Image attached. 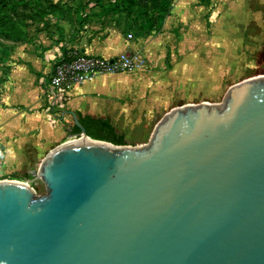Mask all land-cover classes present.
Returning <instances> with one entry per match:
<instances>
[{
    "label": "water",
    "instance_id": "obj_1",
    "mask_svg": "<svg viewBox=\"0 0 264 264\" xmlns=\"http://www.w3.org/2000/svg\"><path fill=\"white\" fill-rule=\"evenodd\" d=\"M72 118L44 193L0 180V264H264V75L171 109L142 146Z\"/></svg>",
    "mask_w": 264,
    "mask_h": 264
},
{
    "label": "rangeland",
    "instance_id": "obj_2",
    "mask_svg": "<svg viewBox=\"0 0 264 264\" xmlns=\"http://www.w3.org/2000/svg\"><path fill=\"white\" fill-rule=\"evenodd\" d=\"M97 1L106 6L121 3L74 0V4L78 10ZM135 1L141 9L130 17L116 11L119 27L135 38L139 51L133 54H140L143 66L134 72L142 74L145 82L112 118V126L126 145L147 144L156 123L171 109L202 102L219 104L232 85L264 75V0H172L162 23L150 0ZM3 2L6 11H0V18L10 23L0 20V58L3 50L12 47L16 33L39 28L32 15L46 16L53 5L52 0ZM91 11L93 21L99 9ZM150 26L153 30L147 33L145 28ZM51 132L31 122L27 131L7 145L0 143V180L20 181L36 194L44 193L37 177L41 160L54 147L73 139L70 135L56 139Z\"/></svg>",
    "mask_w": 264,
    "mask_h": 264
},
{
    "label": "crops",
    "instance_id": "obj_3",
    "mask_svg": "<svg viewBox=\"0 0 264 264\" xmlns=\"http://www.w3.org/2000/svg\"><path fill=\"white\" fill-rule=\"evenodd\" d=\"M69 4L74 5V2ZM60 15L61 11H57L56 16L49 15L48 25L38 23L39 28L27 33L26 39L13 43L9 56L0 65L2 144L7 145L27 131L31 122L41 124L46 131L51 129L56 139L69 135L74 125L73 115L77 119L78 115L104 118L111 123L113 115L126 105L132 93L145 87L143 75L134 71L97 75L74 85L67 99L53 109L54 115L48 112L44 86L53 62L69 49L104 58L139 51L133 35L128 39L129 33L119 27L117 14H101L81 24L58 19Z\"/></svg>",
    "mask_w": 264,
    "mask_h": 264
},
{
    "label": "trees",
    "instance_id": "obj_4",
    "mask_svg": "<svg viewBox=\"0 0 264 264\" xmlns=\"http://www.w3.org/2000/svg\"><path fill=\"white\" fill-rule=\"evenodd\" d=\"M74 2V0H52V9L49 10L48 14L46 16L44 15H38L34 13L32 16V21L37 25L38 23L42 24L43 26L48 25L47 20L48 16H56L57 11H61L62 15L57 17L61 20H67L69 23L72 20L77 21L78 24H81V22L90 20V17L93 16L94 11H91L92 8L94 9L97 7L99 11H97L96 16H100L101 14H117L116 11H121V13L125 15L126 18L133 15V12L140 11V4H138L135 0H120L121 3L116 4H110L108 6L100 4V2H95L93 5H82V8L80 6L77 7L78 10H76L75 4H69V2ZM172 0H150V4L152 8L156 11V16L158 17V20L160 23H162L168 14V8L171 5ZM0 11H6V4H4L3 0L1 1ZM95 16V14H94ZM56 18V19H57ZM1 21L5 24L7 20H4L0 18ZM7 23H10V21ZM33 23V24H34ZM37 30V29H35ZM147 33L151 32L153 30V27H147L145 28ZM13 33V32H12ZM7 36H11L10 34H7ZM13 37V36H12ZM27 38V33H23L20 35V33H16L13 40V43L21 41L22 39ZM7 51L3 50L2 53L4 54L0 58V64L7 59L9 56V48L7 47ZM78 122L83 127L84 133L86 136H88L91 139L95 140H101L110 142L114 145H126L124 138L121 134H118L110 121L108 119L104 118H92L90 116H81L78 115ZM69 135H76L79 136L80 130L79 128L74 124L72 128L68 131Z\"/></svg>",
    "mask_w": 264,
    "mask_h": 264
},
{
    "label": "built area",
    "instance_id": "obj_5",
    "mask_svg": "<svg viewBox=\"0 0 264 264\" xmlns=\"http://www.w3.org/2000/svg\"><path fill=\"white\" fill-rule=\"evenodd\" d=\"M127 38H132V34L129 33ZM142 66L143 58L138 53H121L113 58H104L69 49L63 57L53 62L45 83L47 111L54 115L55 104L58 101L63 103L74 85L97 75L133 72Z\"/></svg>",
    "mask_w": 264,
    "mask_h": 264
},
{
    "label": "bare ground",
    "instance_id": "obj_6",
    "mask_svg": "<svg viewBox=\"0 0 264 264\" xmlns=\"http://www.w3.org/2000/svg\"><path fill=\"white\" fill-rule=\"evenodd\" d=\"M70 142H71V140H70Z\"/></svg>",
    "mask_w": 264,
    "mask_h": 264
}]
</instances>
